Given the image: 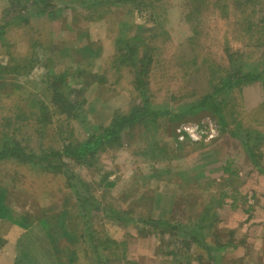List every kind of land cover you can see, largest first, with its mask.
<instances>
[{
  "label": "rangeland",
  "instance_id": "obj_1",
  "mask_svg": "<svg viewBox=\"0 0 264 264\" xmlns=\"http://www.w3.org/2000/svg\"><path fill=\"white\" fill-rule=\"evenodd\" d=\"M9 1L0 0V149L19 144L32 161H0V189L16 194L19 214L57 222L68 208L85 246L89 236L104 243L92 264H155L162 252L207 259L152 221L191 230L209 213L217 241L241 247L216 252L221 264H264L263 226L246 216L264 187L250 156L264 171V0ZM228 68L241 69L240 82L223 89L220 110H193ZM135 113L158 115L80 161L46 157ZM107 240L118 244L108 250Z\"/></svg>",
  "mask_w": 264,
  "mask_h": 264
},
{
  "label": "trees",
  "instance_id": "obj_2",
  "mask_svg": "<svg viewBox=\"0 0 264 264\" xmlns=\"http://www.w3.org/2000/svg\"><path fill=\"white\" fill-rule=\"evenodd\" d=\"M136 1V3L140 6V3H143V0H138L139 2H137V0H133ZM229 3L230 1L232 3L238 1V0H227ZM226 1V2H227ZM239 1H243L246 4L248 2H252V0H239ZM47 0H35L33 2V5L35 4H46ZM9 3L14 7L17 6L18 4V0H10ZM253 3V2H252ZM47 5V4H46ZM245 6V5H243ZM240 8V7H239ZM16 19V18H15ZM0 29H3L0 27ZM233 55L230 54V58H232ZM128 57H131V54L128 55ZM233 67V66H231ZM6 69V68H5ZM241 70V69H239ZM239 70H236L235 72L231 71L230 68L226 69V71L228 72L226 74V78L224 80L225 84L222 85L220 87V89L216 90V94L214 96V94H209L207 96L204 97V99L200 100L196 105H192V109L193 110H199L202 108H206L208 104H212V106L215 109L220 110V108L217 105H220L219 102L222 101V92L223 89L226 87H234L236 85L239 84L240 80H238V75L236 74V72H238ZM241 71H239L240 73ZM2 74V73H0ZM142 74V73H141ZM144 75V74H143ZM245 75V76H244ZM243 78H248V80L250 79L248 76L249 74H244ZM145 76V75H144ZM263 76V75H262ZM3 77H0V86L4 85L6 83V81L4 82V80L2 79ZM250 81V80H249ZM5 86H7V84H5ZM218 98L221 99V101H218ZM209 106V105H208ZM155 116V118L157 117L158 114H151L149 113L148 115L144 114H140V113H135L133 114V116H119L118 117V125L115 127H108L107 129H104L98 136H92L91 139H87L85 140V142L83 143H78L75 144L74 146L72 145H68L63 152H56L55 154H49L46 157L47 158H53L55 156H57V158L61 159L63 156H69L72 157L74 159H76L77 161L81 160L82 156H86L88 154H92L94 152L97 151V149L102 146L105 143H109V142H114L115 138L119 135V132L123 129V127L127 128L131 127L137 123L146 121L149 117L148 116ZM222 119V118H221ZM140 121V122H138ZM250 138V142L252 141V138ZM254 140V139H253ZM249 142V143H250ZM244 145H247L244 144ZM249 145V144H248ZM10 156H14L17 160L20 161V163H30L32 161V155L31 154H27L24 149H22L20 147L19 144H14V145H10V146H6L3 147L2 149H0V161L5 160V159H9ZM250 156L252 157V163L254 165H256L258 168L260 167V163L258 162V160H255V155L254 153L250 154ZM48 162V166L51 165V163L49 161ZM65 166V165H63ZM259 171H261V173H264V171L259 168ZM110 187H113L114 184H109ZM1 199V198H0ZM27 215V214H26ZM0 216H1V211H0ZM11 217V216H10ZM10 217H5V218H10ZM33 215H27L25 216V218L23 217L21 220L22 222L25 224V226L30 225L31 223H33ZM213 219L210 214L208 213L206 217H203L200 221V224H198V222L195 224L197 226L196 229H194L195 226H189L188 229L191 230H186L183 229L180 230V224H173L172 220H174L173 218H171V220H158V221H152V225H153V230L155 231L156 229H161L160 231L162 233L165 232H169L172 233V235H175L176 231L177 234H180L186 241L188 242V244H193L196 246V249L199 252H202L206 255V261H211L214 264H221L220 263V256L218 253L215 254L216 252H225L226 248L228 247V244H224L222 243L220 240L217 241V239L213 236V225L215 223L214 220H212L211 222L207 223V221ZM13 219V217H12ZM39 223L42 225V227L47 231L48 235L50 236L51 242L52 244H54L60 235L66 234L67 231L70 230V226L69 225V220H72L74 223H77V220L73 217V215H70V213L68 212V208L64 209V211L59 215L58 219L59 222H55V219L53 216H50L46 213H43L42 215H40L38 218ZM34 218V220H37ZM144 222H147L146 220H140ZM79 223V224H78ZM76 227H78V225H80L81 228V232L83 230H85L83 228V226L80 224L81 222L78 221ZM157 231V230H156ZM82 236L84 237V235L82 234ZM210 238H215L216 241H212L210 240ZM107 243L109 244V248L107 247V249H110L111 245H117L118 243L114 242L113 240H107ZM88 246L92 248V251L87 252V258H89V262H87V264H92V262L96 259V256L98 254V249L101 248L100 245H104V243L98 242V239H92L91 236H89V243L87 242ZM123 257H124V253L122 254L121 258H118L120 260L123 261ZM223 257V256H222ZM94 258V259H93ZM98 258L101 260V254H98ZM203 257H201L199 259V261H202ZM96 264H101L98 260L96 262ZM122 264H128L125 262V260L122 262Z\"/></svg>",
  "mask_w": 264,
  "mask_h": 264
},
{
  "label": "crops",
  "instance_id": "obj_3",
  "mask_svg": "<svg viewBox=\"0 0 264 264\" xmlns=\"http://www.w3.org/2000/svg\"><path fill=\"white\" fill-rule=\"evenodd\" d=\"M253 166L256 171H259L256 165L253 164ZM262 179V185H264V177ZM254 188L257 189L258 195L255 192L256 195L253 197L254 204L250 205L249 213H247L246 216L248 220L250 215L253 214L251 219L263 226L262 235L257 236L255 241L261 240L262 247L257 248L256 253L258 252L264 257V187L260 188L256 186ZM11 191L12 190L9 188L0 189V222L3 228L0 236L4 240L0 247V264H87V262L90 261L89 258H87L88 245L85 246V244H83L85 239L82 236L80 225L76 227L78 221L74 223L72 220H69V225H71L70 230L67 231L66 234L60 235L58 240L52 244L50 236L39 223L38 217L35 218L37 220H34L32 217L33 223L25 226L21 219L32 214H19V209H17L16 205L12 204V199L16 194L10 196ZM239 208L238 212H241V207ZM57 221L59 222V220ZM251 226L252 222L248 228H251ZM257 226L258 224L256 227ZM253 237L254 236H247L246 239L251 240ZM222 243L228 244L226 248V250H228H225V255L229 250L241 249V247H239L240 245L237 247L236 244H231L230 241ZM27 246L31 251L27 250ZM161 247L164 248L162 245ZM243 248L245 249V247ZM153 257L155 258L153 261L155 264H211V261H191L192 259L188 258H186V260L184 258L182 259L186 261V263L182 260L169 261L165 252H162L160 255H154L151 259H154ZM131 261L133 262H130V264H138L137 260L131 259Z\"/></svg>",
  "mask_w": 264,
  "mask_h": 264
}]
</instances>
